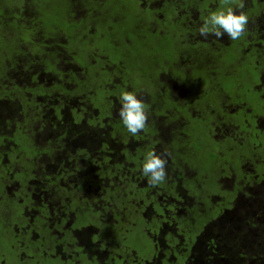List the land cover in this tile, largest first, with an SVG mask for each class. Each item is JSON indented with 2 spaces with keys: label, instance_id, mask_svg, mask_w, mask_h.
Returning a JSON list of instances; mask_svg holds the SVG:
<instances>
[{
  "label": "trees",
  "instance_id": "1",
  "mask_svg": "<svg viewBox=\"0 0 264 264\" xmlns=\"http://www.w3.org/2000/svg\"><path fill=\"white\" fill-rule=\"evenodd\" d=\"M90 1L81 2L78 16L73 9L66 16L68 8L62 4L47 13L28 10L25 0L12 2L17 6L8 15L0 12V194L4 185H23L26 180V186L30 182L31 188L37 186L36 191L57 197L61 204L74 206L79 201L91 216L88 223L101 222L102 230L111 226V215L117 216L122 234L138 221L149 233L153 251L139 264H264V125L248 119L264 116V26L249 33L248 40L247 31L239 40L227 39L222 49L211 41L214 47L203 50L209 58L194 60L191 52L179 51L177 59L186 65L179 75L182 86L174 94H166L168 84L136 62L131 70L122 44L114 40L121 55L111 64L121 75L108 88L104 71L79 70L87 58V48L80 44L84 27L105 7L96 8L100 0ZM212 1L217 6L216 0H182L180 5L196 9L189 21L196 22L197 16L202 26L209 11L206 5ZM113 9L105 13L111 29V19L123 23L126 18L123 6ZM243 11L250 23L264 13V0H250ZM152 14L149 9L143 21L151 20ZM42 15L53 16L55 23L44 21ZM134 23L144 29L145 23ZM78 35L80 39L75 38ZM187 42L186 36L180 38L175 48ZM72 61L79 69L70 66ZM31 64L40 69L28 71ZM198 79L201 90L195 93ZM125 89L147 95L141 99L150 114L145 129L136 135L118 114V98ZM250 94L257 109L245 100ZM224 99L242 105V112L226 110ZM200 105L211 110L201 120L191 115ZM245 107L250 115L243 113ZM213 130L222 136L214 137ZM153 150L167 159L166 179L155 186L142 172L144 158ZM218 180L222 185L216 189ZM224 180L231 189L224 188ZM92 199L98 201V209ZM37 207L44 209L43 204ZM134 209L143 215L136 217ZM109 230L95 239L113 245ZM22 236L15 232V241ZM126 248L122 256L137 258L131 256L132 248Z\"/></svg>",
  "mask_w": 264,
  "mask_h": 264
},
{
  "label": "rangeland",
  "instance_id": "2",
  "mask_svg": "<svg viewBox=\"0 0 264 264\" xmlns=\"http://www.w3.org/2000/svg\"><path fill=\"white\" fill-rule=\"evenodd\" d=\"M14 1L15 0H0V12L2 11L3 14H5V15L12 13L13 9H15V7L17 6V4H15V7H14V5L12 4V2H14ZM25 1H26V8L28 10H34V11L39 10V11H41L43 9L42 11L46 12V13H47L46 10H48L50 7L56 8L57 6L62 4L66 8H68V11L63 12L66 16L70 15L69 13H70L71 9H73L75 15L78 16L79 15V9L80 8L83 9L82 3L83 4H90L91 3L90 0H33V2H31V0H25ZM100 1H101L100 4H98L96 6V8H99L101 5L105 6V7L101 8L100 15H98L97 17L94 15V19H92L90 23H88V24L86 23L87 26L84 27V31H83V35L85 38H82L83 40L82 39L80 40V44L84 48H87V50H86V57L87 58H86V62L84 63V65L86 63H87V65L82 66L78 61V64L81 65V67H80L81 69H79L77 67V65L75 64V61H72V62H70V66H72V68L75 70L76 69L82 70L83 68L84 69L87 68L88 71H92V72L104 71L106 73V76H107L106 77L107 84L105 85L106 87L111 88L114 83L118 82L117 80H119L118 78L121 75V72L117 69V67H115V65L111 64V61L117 60V58L121 55L117 51L116 43L113 44L114 40H119L120 43L122 44L121 52L126 53L127 60H125V63L127 64V66L132 70V66L134 65V62H136V66L140 65L141 68H144L146 71H150L151 75L153 77H156L159 82H161V81L166 82L168 84V89H169V91L167 89H165L166 94H169V92H172V94H174V91L178 92L179 87L182 86L181 85L182 82L179 79V75L183 74L182 70L185 69L184 67H185L186 63L184 64V62H182L183 61L182 59H177V57L179 56L178 55L179 51H181L182 55L185 52H187V53L191 52V55H192L194 60L197 59L198 56L201 59H205V57H207L205 51H203V50L204 49L208 50V48L206 46L201 47V45H200L201 43L197 44L195 41L196 38H194L193 40L189 39L190 42L192 43L191 45H189V44H182L180 46L177 45L176 46L177 49H176L175 43L180 40V34H179L180 28H179V26H175V25L171 24V25H166L164 27L163 26L164 23H158V21L154 20V19H158V20L165 21V23L177 24V23H180V21L183 22L182 18H181L182 13L187 15V20L194 17L195 11L193 9H189V8L181 9V8H179V4L182 2V0H158L157 3L155 2V0L154 1H151V0H122V1L100 0ZM201 1H205V0H201ZM216 1H217V6H214L215 1H212L211 3L210 2L207 3L206 7L209 8V11L206 12L205 17L202 20L203 22L208 18L210 13L217 11L216 10L217 7L218 8L219 7L220 8H226L227 6H229L228 4L225 3V0H216ZM173 2L176 3V5H172L174 7V9H169L167 11V13L164 14L165 12L162 11L163 8L166 6H169L168 4L173 3ZM243 2L245 4V7L243 10L246 9V11H247V8L250 7V0H243ZM35 5L37 6L36 8H35ZM196 5H197V1H196ZM119 6H123L126 9L125 10L126 18L123 19V21H125V22L117 23V20L114 22L113 19H111V24L113 26L112 29H111V27H106L107 23L110 22V19L108 18V16H109L108 13L105 14L107 9H110V8L116 9ZM149 9L153 10V14L151 15L152 21H149V23H148V22L143 21L144 20L143 17L148 16ZM23 10H25V9H23ZM185 11H187V13H185ZM42 18H44V21L45 20L53 21L54 23L56 20V18H53V16L47 17L45 15H42ZM78 19L79 18H77L76 21H78ZM262 19H264V13L260 12V13H258L257 16L253 17V20H251L250 23H248L247 30H246L248 32V35L246 36L245 40H248L251 38L249 33H251L255 28H263L264 22L262 21ZM195 20H196L195 24L197 26V24H199V22H200L198 20L197 16H195ZM66 21H68V19H66ZM135 21L138 24L145 23L148 34L145 32L144 29L137 28L135 23H134ZM185 23H187L186 20L184 21V24ZM145 24H143V25H145ZM117 25H122V26H117ZM125 25H128L129 28H126ZM197 27L200 28L201 26L198 25ZM96 28L98 29L97 33L95 31ZM167 28H168V35L165 38H163V40L161 39V37L159 40L153 39V37H149L152 35H157L158 32L159 33H162V32L166 33ZM197 36H198L197 38H202L203 41L204 40H210V41H212V43H215V41H216V43H217L216 49L222 48L220 46H222L226 42V40L229 39L227 35H225L223 37V39H218V38L211 36V35L208 36L207 38H205L199 34V30L197 31ZM89 37L91 39H89ZM75 38L80 39L81 37L78 35ZM87 40H89L90 42H88ZM67 41H68V38H67ZM83 41H85V42H83ZM129 44H130V46L133 45L132 50L130 49ZM218 44H219V46H218ZM179 47L181 49H178ZM208 47L211 49L214 46L209 44ZM259 47H261V46H259ZM199 50H201L200 54L196 55L195 52H197ZM77 54H79V53L77 52ZM128 54H130V55H128ZM167 54H171V56H169ZM182 55H181V57H182ZM207 58H209V57H207ZM212 62H214V61H212ZM76 63H77V61H76ZM206 63L210 64L209 59H208V62H206ZM211 67L212 66L210 65V68ZM28 68H29L28 71H30V72H34L35 70L40 69L38 67V65H36V64H33V65L31 64L28 66ZM165 69L171 70L172 73H167V74L163 73L162 71ZM108 71H109V73H108ZM191 72L194 73V70H191L189 73H191ZM174 77H177V80ZM196 82H197V85L194 89L195 93L199 92L201 90V86L198 85L199 79ZM125 88H127V90H129V87L126 86ZM160 88H162V87H160ZM258 90H261V88H259ZM136 94H137L138 98H142L143 94L147 98V95H145L144 92H139ZM226 100L227 99H224L222 102V105H225L224 107L226 110H228L229 112H233L235 110H239L242 112V110H241L242 105H239L238 103H232L231 104L228 101L226 102ZM235 100H237V99H235ZM245 100H248L249 102L254 103L252 105L255 107V109H257V107H258L257 102L255 101L256 99H255L253 94H250V96L248 98H246ZM209 108H210V106H207V107L205 106V108H204L200 105L197 110L195 109L192 111L191 115L194 116L196 114L198 116V119L201 120V117H204L203 116L204 113L207 115L210 114L211 110H207ZM216 108H217V106H216ZM244 111L245 112H243V113H247L248 115H250V113H251V110H249L248 107H245ZM149 114L150 113L148 112V115ZM246 117H248V116H246ZM248 119L253 120V122L257 120V122L260 125H264V116L260 117V114H259V116L258 115L250 116ZM224 128H225L224 131H226V133H228V127L225 126ZM197 129L201 130L199 128H197ZM220 134H222V131L220 132ZM213 136L219 137L222 135H219V130H215L213 133ZM123 181H126V180H123ZM225 182H224L225 183L224 188L231 189L230 183L228 184L227 181H225ZM220 185H222V184L220 183V180H218L217 184H216V189L220 188ZM231 185H234L232 181H231ZM252 185L253 184L251 182L250 184H248L246 186V188L250 189V188H252L251 187ZM209 187L213 191L215 190L214 186H209ZM226 196H227V198L231 197L230 193H227ZM205 201H206L207 205L210 204L209 199L205 198ZM137 211L138 210L134 209L133 215H135L136 217L143 215L141 213H137ZM145 211H146V208H144V210L142 209V212H145ZM104 215H106V213ZM90 217L91 216H88L87 214L82 213L76 218L77 219L76 222L79 225L80 224H82V225L86 224V223H88V220ZM110 221L112 223L111 226H106L104 230H107V228L111 229V230H109V234H110V236H113L111 238L113 240H115L113 245L110 244L109 246H105V242H102V241L98 242V239H95V238L92 239L94 242V244H93L94 249H93L92 253L99 255L101 264L104 263L105 261H108L107 264L109 262L112 264V261H113V264H139V261L147 260L150 258V256L153 253L152 248H151V242H150L151 238H149V235H148L149 233H146V230H144L142 228V226L139 224L138 221L134 223L131 230L129 232H127L126 234L120 233V231L117 229L116 226L118 223V218L116 215H115V217L111 215ZM95 222L97 224H99L100 230L98 233L95 230V229H97V227L93 228L94 232H96V234L94 236L92 234L91 236L96 237V238L99 237L100 234H104L107 236V233L104 230H102V228H103V227H101L102 223L98 222V221H95ZM130 222H131V220H130ZM82 227L78 230L81 231V233H83L85 236H87L88 234L91 233V230L87 229V232H89V233L85 234L84 229H83V231L81 230ZM112 227H114L113 230H112ZM1 230H2V227L0 226V231ZM88 237H90V236H88ZM101 237H103V236L101 235ZM92 240H89V241H92ZM44 241H45V243H48L46 240H44ZM100 244H102V245H100ZM82 246H83V244H82ZM126 246L132 248L133 252H132L131 256H134V254H136L137 258L130 257V254L122 256L123 251L125 249H127ZM1 251H3V250H1ZM32 256H36V257H32V259H29V260L25 259V258L18 259L16 257V253H15V260H14V253L7 251L6 252V264H79V263H73V261L71 262V261L61 260L59 258L41 261L38 257L39 254L37 251L32 253ZM111 256H112V259H109ZM37 259H39L40 261L37 262ZM79 260L81 261V264H100L98 261L85 260L83 254L80 255ZM79 260L77 259V261H79ZM158 264H159V262H158Z\"/></svg>",
  "mask_w": 264,
  "mask_h": 264
},
{
  "label": "flooded vegetation",
  "instance_id": "3",
  "mask_svg": "<svg viewBox=\"0 0 264 264\" xmlns=\"http://www.w3.org/2000/svg\"><path fill=\"white\" fill-rule=\"evenodd\" d=\"M170 4H168L169 6L164 7L167 11L169 9H174ZM179 8L192 9L187 5L182 7L180 4ZM193 10L195 12L197 11L196 9ZM185 13H187V11H185ZM181 18L183 22L180 21V23L177 24L165 23V21L158 19L154 20L158 21V23H164V27L171 24L179 26L180 38L183 39L186 36L188 39L187 44L191 45L192 43L189 39L193 40L196 38L195 41L197 44L201 43V47L206 46L208 50H210L208 47L209 44L212 45L210 40H204V42L202 38H197V31L199 30L197 26H200L201 23L199 22V24L195 26L196 22L193 23L189 21L190 19L187 20V15L184 13L181 14ZM185 20L187 23L184 24ZM149 21L147 22L149 23ZM144 29L148 34L146 24L144 25ZM167 35L168 34H165L164 32H158L157 35L149 37L158 40L161 37L163 40ZM25 181L26 180H23L24 186L21 183H18V185L17 183L12 182V185H4V187L1 188L0 226L2 227V230L0 231V264H6L7 251L14 253V260L15 253L18 259L25 258L29 260L32 259V257H36L32 256V253L37 251L39 254L38 257L41 261L59 258L61 260L73 261V263L81 264L79 257L83 254L85 260L98 261L100 263L99 255L92 253L94 249V242L92 239L95 238L93 237L94 234L100 229L99 224L91 222L79 225L76 222V218L85 212V205L80 204L79 201L74 206L67 202L61 204L60 199L57 197L55 198L46 193H39L36 191L37 186L31 188L30 182L28 186H26ZM0 185L2 186L3 184L0 183ZM15 187H17L16 190H19L16 194ZM91 202L95 209L99 208V205H96L98 202L97 200L92 199ZM41 204H43L44 209L40 211L37 206ZM37 216H40L39 219L35 218ZM93 218L95 219V217ZM89 221L90 218L88 222ZM81 227L82 231L84 229L85 234L89 233L87 232V229H90L91 233L85 236L78 230ZM95 227H97V229H95L96 232H94L93 229ZM15 232H17V234H24L25 237L22 236V240L19 237V239L17 238L15 241ZM92 234L93 236H91ZM66 235H69L70 237L66 238ZM26 236L28 237L26 238ZM54 237H56V239H54ZM30 240H34V244L27 245V241ZM44 240L48 243H45ZM37 241H40V243L38 244ZM39 259H37V262L40 261ZM77 259L79 261H77ZM110 259H112V256ZM102 264L106 263L104 262ZM109 264L111 263L109 262Z\"/></svg>",
  "mask_w": 264,
  "mask_h": 264
},
{
  "label": "clouds",
  "instance_id": "4",
  "mask_svg": "<svg viewBox=\"0 0 264 264\" xmlns=\"http://www.w3.org/2000/svg\"><path fill=\"white\" fill-rule=\"evenodd\" d=\"M225 3L229 6L210 13L203 22L199 28L202 37L211 35L223 39L227 35L230 40H239L245 34L249 16L243 11V0H225ZM118 99L121 105L118 114L127 130L132 135L144 130L148 121V107L145 102L132 91L121 93ZM166 165V154L149 151L144 158L142 172L148 177V182L155 186L165 181Z\"/></svg>",
  "mask_w": 264,
  "mask_h": 264
}]
</instances>
